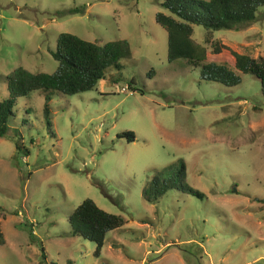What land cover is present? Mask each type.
<instances>
[{
    "label": "rangeland",
    "instance_id": "obj_1",
    "mask_svg": "<svg viewBox=\"0 0 264 264\" xmlns=\"http://www.w3.org/2000/svg\"><path fill=\"white\" fill-rule=\"evenodd\" d=\"M159 2L0 0V99L12 68H55L48 49L59 32L98 44L124 39L130 48L91 89L53 90L49 127L42 90L17 97L0 137V264H264L259 81L238 73L239 82L226 86L202 79L199 65L167 60L154 14L168 12ZM203 34L191 25L192 41L207 50ZM211 36L264 56V5L252 21ZM124 130L133 140L117 135ZM177 161L200 196L169 188L146 200V181ZM85 197L122 218L97 255L66 220Z\"/></svg>",
    "mask_w": 264,
    "mask_h": 264
},
{
    "label": "trees",
    "instance_id": "obj_2",
    "mask_svg": "<svg viewBox=\"0 0 264 264\" xmlns=\"http://www.w3.org/2000/svg\"><path fill=\"white\" fill-rule=\"evenodd\" d=\"M160 6L168 13L155 12L154 20L166 33V58H183L186 63L199 65L202 79L215 80L226 86L239 82L238 73H249L259 81L260 93L264 98V56L252 57L232 49L220 39L211 36V30L234 29L254 19L255 10L264 5V0H160ZM69 9V11H74ZM204 29L203 43L207 50L194 44L191 25ZM56 61L50 72L29 71L22 66L12 68L5 76L6 97L0 99V137L7 131V123L13 117V106L17 97L27 96L31 91L42 90L41 114L46 127L50 126L49 100L53 90L74 94L91 89L103 76L108 66L120 68L119 59L130 55L124 39H113L101 44L84 40L69 32H59L54 39L53 49H48ZM131 141L134 134L124 130L117 134ZM15 149L19 150L17 142ZM175 173V175H170ZM175 188L200 196L184 182V164L177 161L155 172L141 189L148 201L156 200L167 189ZM69 233L89 240L94 244L97 255L107 231L118 227L122 218L97 207L90 198H83L67 214ZM3 236L0 230V244Z\"/></svg>",
    "mask_w": 264,
    "mask_h": 264
}]
</instances>
